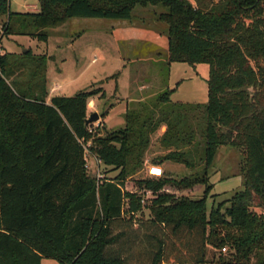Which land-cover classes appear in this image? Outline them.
I'll return each instance as SVG.
<instances>
[{"label":"trees","instance_id":"obj_1","mask_svg":"<svg viewBox=\"0 0 264 264\" xmlns=\"http://www.w3.org/2000/svg\"><path fill=\"white\" fill-rule=\"evenodd\" d=\"M137 5L162 9L154 17L165 25L167 66L208 67L207 102L173 103L175 88L167 89L102 137L107 112L99 127L85 124L95 92L49 97L46 58L0 54V264H264V214L254 211L264 207V0H38L34 14L12 13L0 0V43L7 35L46 43L71 19L131 21ZM195 112L203 168L176 184L203 185V197L156 195L170 180L148 176L138 190L155 195L141 204L142 194L124 183L142 169L161 127L157 143L167 153L158 162L194 168L180 148L191 144ZM85 145L119 171L115 178L87 175ZM221 146L243 154V190L224 212L221 205L208 211V169ZM144 208L149 218H137Z\"/></svg>","mask_w":264,"mask_h":264},{"label":"rangeland","instance_id":"obj_2","mask_svg":"<svg viewBox=\"0 0 264 264\" xmlns=\"http://www.w3.org/2000/svg\"><path fill=\"white\" fill-rule=\"evenodd\" d=\"M8 2L12 13L34 14L39 10L38 0ZM161 11L160 7L137 5L131 21L71 19L51 31L46 43L27 36L7 35L0 43V54L19 55L23 50H28L33 56L46 58L45 86L49 97H72L82 91H93L99 98L104 93V101L101 104L109 114L105 120V127H100L97 134L104 137L124 127L125 114L128 110L154 102L159 94L167 89H174L179 81L182 82L177 91L170 96L171 102L187 104H192L191 101L206 102L202 85L197 83L190 69L184 73V70L176 69L180 65L171 70L166 65L168 45L163 30L165 25L156 22L154 17ZM5 21L6 16H0V25ZM131 29L138 31L134 33ZM203 68L208 69L206 65L198 67L196 73L199 74L198 79L202 77ZM53 86H58L59 89L52 92ZM188 123L194 135L191 144L180 150L190 152L188 159L194 163L193 169H186L169 161L158 162L167 153L157 143L159 136L165 131V127H161L151 136L142 169L126 178L124 189L131 193H141L146 205L150 204L155 194H173L175 197L189 199L203 197V185L179 188L176 184L184 176L196 172L200 175L203 168L199 159L203 146L200 112H195L193 117L188 119ZM92 125L99 127L98 123ZM84 148L89 177L94 178L96 182L115 178L119 172L117 169L97 163L90 154L88 145ZM151 165L161 167L163 170L161 178H168L170 181L158 193L154 194L149 190H145L146 193L139 192L138 183L149 178L146 170ZM242 166L243 154L239 150L227 146L218 148L208 169V183L212 185L207 198L208 211L221 205V212H224L231 197L243 190ZM254 211L264 214V207H254ZM149 215V211L144 208L142 213L136 216L145 220ZM206 250L208 260L213 256L215 261L219 258V253L210 246H207ZM40 264L58 263L45 258Z\"/></svg>","mask_w":264,"mask_h":264},{"label":"crops","instance_id":"obj_3","mask_svg":"<svg viewBox=\"0 0 264 264\" xmlns=\"http://www.w3.org/2000/svg\"><path fill=\"white\" fill-rule=\"evenodd\" d=\"M36 12V11H35ZM124 23H127V22H124ZM134 33L135 32H137L138 30L137 29H131ZM141 33V32H140ZM177 65H180L179 67L177 66ZM201 65H196L194 68H192V67H190V66H187V65H183V64H171L170 66H168V68H169V70H171V69H173V68H175V67H178V68H176V69H182V70H184V73H187L188 71H192V74L195 76V78H196V80H197V83H200L201 85H202V92H203V95L205 94V96H206V102H207V79H208V69L206 70L205 68H203L202 69V72H201V75H202V77L200 78L199 77V79H198V76H199V74H196V73H198V71H197V69H198V67H200ZM187 67V68H186ZM187 69V70H186ZM188 69H190V70H188ZM198 81H200V82H198ZM181 82L182 81H179V83H177L176 84V87H175V89H174V92L173 93H175L176 91H177V89L179 88V84H181ZM102 101H104L103 99H99L97 96H95V97H93V98H91L90 100H89V102H88V105H87V113H88V115L90 114V113H93V112H96L98 115L101 113V112H103V111H105V112H107V115H106V117L104 118V120H103V124H104V127H105V120H107V116H108V114H109V111L108 110H105V108L104 107H102V104H101V102ZM192 102V104H205L204 102H202V103H196L195 101H191ZM179 103V102H178ZM102 120L99 118V122H98V125H99V123L101 122ZM108 131H110L111 129H107ZM93 156V155H92ZM93 158H95L94 156H93ZM96 159V158H95ZM96 161H97V159H96ZM97 163H99L98 161H97ZM177 165H180V164H177ZM184 168H186L184 165H182ZM186 169H188V168H186ZM191 175V174H190ZM190 175H188V176H190ZM188 176H184V177H188Z\"/></svg>","mask_w":264,"mask_h":264},{"label":"built area","instance_id":"obj_4","mask_svg":"<svg viewBox=\"0 0 264 264\" xmlns=\"http://www.w3.org/2000/svg\"><path fill=\"white\" fill-rule=\"evenodd\" d=\"M1 29H2V25H0V32H1ZM59 87L58 86H53L52 87V92L58 90ZM146 173L148 176L150 177H154V178H160L163 176V170L161 167L157 166V165H151L147 168L146 170ZM146 193V191H143V193ZM145 203V200L142 199L141 200V204H144ZM221 252H225V248H222L221 249ZM208 264H211V263H208Z\"/></svg>","mask_w":264,"mask_h":264},{"label":"water","instance_id":"obj_5","mask_svg":"<svg viewBox=\"0 0 264 264\" xmlns=\"http://www.w3.org/2000/svg\"><path fill=\"white\" fill-rule=\"evenodd\" d=\"M27 50H23L22 53H26ZM99 122V115L96 112L90 113L85 120V124H95Z\"/></svg>","mask_w":264,"mask_h":264}]
</instances>
